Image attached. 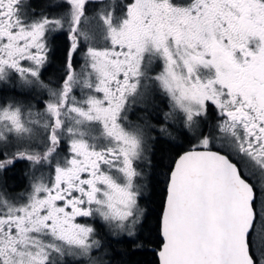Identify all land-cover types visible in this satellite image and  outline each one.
<instances>
[{
    "label": "snow or ice",
    "instance_id": "obj_1",
    "mask_svg": "<svg viewBox=\"0 0 264 264\" xmlns=\"http://www.w3.org/2000/svg\"><path fill=\"white\" fill-rule=\"evenodd\" d=\"M142 250L264 264V0H0V264Z\"/></svg>",
    "mask_w": 264,
    "mask_h": 264
},
{
    "label": "trees",
    "instance_id": "obj_2",
    "mask_svg": "<svg viewBox=\"0 0 264 264\" xmlns=\"http://www.w3.org/2000/svg\"><path fill=\"white\" fill-rule=\"evenodd\" d=\"M18 173H19V170H18ZM156 191H157V195L153 196V202H152V204L149 205L152 208H155L159 202V196H158L159 188H157ZM151 223H152V221L150 219L149 224H151ZM151 247H154V245L149 246V249ZM132 260L138 261L139 264H155L156 258L152 255V252L150 250H142V251L137 252L132 257Z\"/></svg>",
    "mask_w": 264,
    "mask_h": 264
},
{
    "label": "flooded vegetation",
    "instance_id": "obj_3",
    "mask_svg": "<svg viewBox=\"0 0 264 264\" xmlns=\"http://www.w3.org/2000/svg\"><path fill=\"white\" fill-rule=\"evenodd\" d=\"M86 27H91V25H86ZM63 41H64V37L63 36H61L60 38H59V41H58V43L61 45V47L63 46ZM77 59H79V57H77ZM78 94V93H77ZM19 170V169H18Z\"/></svg>",
    "mask_w": 264,
    "mask_h": 264
}]
</instances>
